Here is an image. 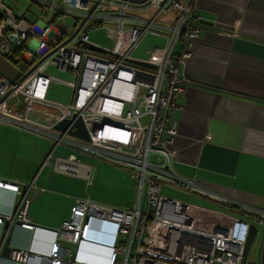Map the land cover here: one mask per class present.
<instances>
[{
  "label": "built area",
  "instance_id": "obj_1",
  "mask_svg": "<svg viewBox=\"0 0 264 264\" xmlns=\"http://www.w3.org/2000/svg\"><path fill=\"white\" fill-rule=\"evenodd\" d=\"M6 1L0 0V56L8 61L18 58L27 72L15 83L0 75V125L45 138L54 150L67 148L71 152L68 157L52 161L50 154L44 166L82 177L88 186L93 183V168L81 163L79 156L132 174L136 200L130 210L77 200L48 255L13 248L8 259L0 256V264H84L69 246L77 247L87 240L91 217L117 224L116 242L107 264H244L251 222L235 215L224 220L221 217L227 206L237 213L247 207L185 177L174 166L179 135L171 117L176 100L189 87L180 66L190 59L192 46L201 40L200 31L193 25L199 18L191 2L30 0L37 9L18 15ZM147 13L149 18L139 16ZM173 13L172 26L159 24L160 18ZM99 29H106L116 43L123 41V52L104 48L103 53L91 51V46L100 47L89 40L91 32ZM148 34L166 39L158 62L132 57ZM177 43L183 45V51L175 55ZM132 60L155 69L138 67L131 64ZM51 68L75 78L68 103L49 100L51 86L61 83L48 74ZM78 118L83 120L88 140L71 136L68 130L54 129L64 120ZM164 187L216 202L224 213H216L218 220L210 228L200 227L188 216L187 204L162 195ZM46 191L35 181L20 184L0 180V222L34 230L28 208ZM255 221V225L264 224L263 219Z\"/></svg>",
  "mask_w": 264,
  "mask_h": 264
},
{
  "label": "crops",
  "instance_id": "obj_2",
  "mask_svg": "<svg viewBox=\"0 0 264 264\" xmlns=\"http://www.w3.org/2000/svg\"><path fill=\"white\" fill-rule=\"evenodd\" d=\"M178 1L184 5L191 2L199 18L193 25L200 31L201 40L192 46L190 59L180 66L189 87L176 100L177 108L171 117L179 135L174 166L185 177L247 207L239 208L237 213L227 206L226 214L251 223L260 218L264 223V0ZM142 16L149 18L150 13ZM174 17L173 13L158 22L172 26ZM146 38L158 39L152 34L143 40ZM159 40L162 45L146 52L144 60L160 61L166 39ZM182 51L183 45L177 43L174 54ZM52 150L51 142L45 138L0 125V180L20 184L35 181L47 190L28 208L36 229L16 228L12 248L48 255L57 231L66 228L77 200L88 199L114 210L134 207L136 179L132 174L105 167L96 159L78 157L93 168L92 185L98 173L102 178L110 176L115 183L110 184L114 191L99 187L96 194H88L87 188L92 185L88 186L82 177L44 166L50 154L55 161L71 153L62 146ZM88 222L87 240L77 247L69 246L71 252L84 264H107L116 242L117 224L97 217ZM260 230L264 232V224ZM2 232L0 225V236Z\"/></svg>",
  "mask_w": 264,
  "mask_h": 264
},
{
  "label": "rangeland",
  "instance_id": "obj_3",
  "mask_svg": "<svg viewBox=\"0 0 264 264\" xmlns=\"http://www.w3.org/2000/svg\"><path fill=\"white\" fill-rule=\"evenodd\" d=\"M5 4L11 9H13L14 13L18 15L23 14L27 9H31L32 11L37 9V6L33 4L30 0H7ZM127 14L130 15L131 13L127 12ZM139 16H142V15H139ZM67 21L69 22L70 19H67ZM157 38L158 39L146 38L142 40L141 43L135 48L132 54V57L135 59L144 60V56L146 55V52L150 51L152 48L154 49L159 48L162 45V41L159 40L161 37L157 36ZM89 40L91 43L98 45L106 50L115 52V53H121L123 52V49H124V42L120 41L119 43H116L115 39H113L109 35L106 29H99V30L92 31L89 36ZM48 74L61 82L60 84H54L51 86L50 93H49V100L59 102V103H62V102L68 103L70 100V94L73 91V84L75 82V78L68 72H61L54 68L49 69ZM57 154H61L60 151H57ZM55 156L57 155L55 154ZM79 157H83V156H79ZM86 158L95 160V158H92L89 156H86ZM100 163L105 164V167L113 166V165H110L104 162H100ZM114 167L115 166H113L112 168ZM51 168L49 170L52 171L53 168L52 169ZM115 168H118V167H115ZM100 182H102L101 186H100ZM106 182H108L109 185H107ZM112 183L115 184L113 181L110 180V176H108V178H102L100 174L98 173L97 177H95L94 184L90 188H87L88 194H91V193L96 194L97 189L99 187H102V188L110 187L111 190L114 191L115 189L112 188V186L110 185ZM162 195L165 197L171 198L173 200L180 201V202L187 204L189 207L188 216L195 219L196 224L203 228H210L211 225L215 221L218 220L216 213L223 212V207L216 202L213 203L212 201H209L208 199H204V198L195 199V197H191L187 193L179 192L178 190L172 189L170 187H164L162 191ZM135 199H136V189H135ZM227 215L228 214L224 213V215L221 217V220L226 219ZM260 240H261V232L256 237L255 243L258 244ZM255 253H258V252L251 251L250 255L252 257H256L257 254L255 255Z\"/></svg>",
  "mask_w": 264,
  "mask_h": 264
},
{
  "label": "water",
  "instance_id": "obj_4",
  "mask_svg": "<svg viewBox=\"0 0 264 264\" xmlns=\"http://www.w3.org/2000/svg\"><path fill=\"white\" fill-rule=\"evenodd\" d=\"M0 17H1V13H0ZM90 50L97 53L105 52L103 48L95 47V46H91ZM130 62L131 64L136 65L138 67L155 69V66L145 62H141L137 60H132ZM0 75L12 83L17 82L22 77L20 70L17 69L14 65H12L11 62L2 58L1 56H0ZM72 123L73 126L71 127ZM72 128H75L76 131H73ZM54 129L59 132H65L66 130H68L69 135L75 136L83 140H88L87 131L85 129L83 120L81 118H78L76 120H64L59 124H57ZM16 227L18 226H13L10 225L9 222H5L2 235L0 236V248L2 249V253L0 255L1 257H4L6 259L9 258L10 252L13 250V248L11 247V243ZM260 232L261 230L257 227V225L253 223L250 224V231L248 234V239L245 244L244 254H243L244 264H264V232L263 233L261 232L262 242L261 243L259 242L258 244L255 243V239ZM251 251L258 252L255 253V255L257 254L256 257H252L250 255Z\"/></svg>",
  "mask_w": 264,
  "mask_h": 264
},
{
  "label": "trees",
  "instance_id": "obj_5",
  "mask_svg": "<svg viewBox=\"0 0 264 264\" xmlns=\"http://www.w3.org/2000/svg\"><path fill=\"white\" fill-rule=\"evenodd\" d=\"M9 61L12 65L20 70L22 76L24 77L27 72V67L18 58H11Z\"/></svg>",
  "mask_w": 264,
  "mask_h": 264
},
{
  "label": "clouds",
  "instance_id": "obj_6",
  "mask_svg": "<svg viewBox=\"0 0 264 264\" xmlns=\"http://www.w3.org/2000/svg\"><path fill=\"white\" fill-rule=\"evenodd\" d=\"M2 212V211H1ZM4 224H5V222H0V225H2L3 226V228H4ZM35 226V225H34ZM16 228H21V229H24L23 227H21V226H18V227H16ZM35 229H36V227H35ZM34 229V230H35ZM24 230H28V231H34V230H29V229H24Z\"/></svg>",
  "mask_w": 264,
  "mask_h": 264
},
{
  "label": "flooded vegetation",
  "instance_id": "obj_7",
  "mask_svg": "<svg viewBox=\"0 0 264 264\" xmlns=\"http://www.w3.org/2000/svg\"><path fill=\"white\" fill-rule=\"evenodd\" d=\"M257 225V224H256ZM257 227L260 229V226L259 225H257Z\"/></svg>",
  "mask_w": 264,
  "mask_h": 264
}]
</instances>
